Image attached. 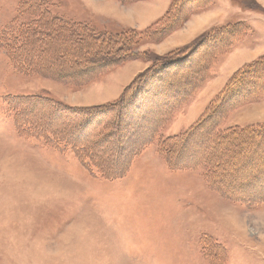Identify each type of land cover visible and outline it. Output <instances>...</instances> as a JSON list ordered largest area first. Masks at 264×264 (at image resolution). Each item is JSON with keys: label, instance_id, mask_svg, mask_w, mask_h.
Returning a JSON list of instances; mask_svg holds the SVG:
<instances>
[{"label": "rangeland", "instance_id": "rangeland-1", "mask_svg": "<svg viewBox=\"0 0 264 264\" xmlns=\"http://www.w3.org/2000/svg\"><path fill=\"white\" fill-rule=\"evenodd\" d=\"M40 1L0 0V264H264V129L212 137L264 122V64L256 70L261 74L233 77L264 57V0H180L172 23L154 35L150 26L174 0L165 11L164 0L160 6L154 0H46L44 14L85 25L82 30L111 44L108 57L90 51L88 61L124 59L111 61L102 75V68L48 60L52 54L44 58L38 44L8 56L18 28L37 34ZM237 22L247 32L230 54L212 60L230 41L223 33L188 68L169 71L215 35L211 28ZM208 59L212 67L204 76ZM29 67L36 73L26 75ZM90 72L96 73L83 81ZM231 77L234 84L226 89ZM158 91L170 103L160 112L164 100L152 95ZM17 106L24 110L20 118L44 129L59 125L68 139L88 121L94 135L104 137L94 136L86 154L107 174L129 164L127 174L106 179L95 167L85 170L69 150L23 136L14 122ZM199 119L182 145L170 149L172 162L182 151L176 165L196 167L168 170L157 141L186 132ZM152 132L155 137L143 143Z\"/></svg>", "mask_w": 264, "mask_h": 264}, {"label": "trees", "instance_id": "trees-1", "mask_svg": "<svg viewBox=\"0 0 264 264\" xmlns=\"http://www.w3.org/2000/svg\"><path fill=\"white\" fill-rule=\"evenodd\" d=\"M179 1L180 0H174L173 3L170 5L169 9L158 19V21L156 22V25L154 24L155 27L150 26L149 30H151V32H150L151 34L154 35V33L161 32L162 30L165 31V29L168 27V25L170 23H172V21H173L172 16H174L176 14V9H177L176 6H177V3ZM34 2H38V0H34ZM34 2H32V3H34ZM127 2L128 1L126 0L124 3H127ZM45 3H46V0H44V4ZM44 4L40 1L38 13L41 12L42 14L40 13L39 15H36V17H35V19L37 20V29H39L40 31L38 30L37 34L35 35V33L31 32L29 30L23 31V29L25 27L18 28L16 33L13 35V37L10 38L11 41L9 40L11 42V44L9 43V48L12 47V49H11L12 51L10 50L8 52L9 57L11 56V58H12V52L14 51L13 49L21 47L20 48L21 51L22 50L24 51L26 45H31L32 47H35V46H37L36 44H38L37 50H40L43 53L44 58L47 54L51 53L52 55L50 57H46V59L50 60V58H52V59H54L53 60L54 62L59 61V62H61L62 65H64L67 68L73 67L74 65L75 66H82L83 65L82 67H85V70H86V68L87 69L90 68V70H93L96 72L102 68L101 73H99L100 75H102L103 73L106 72V70L109 69L108 67L110 66V64H112V63L114 64L115 62H118L120 64L121 61H124V59L121 57L120 58L118 57V59H116V60L112 59L110 61H107L105 59L99 60V59H96V57H94V61L93 60L88 61L89 57L91 56L90 51L93 52L94 54H100L101 57H104V56L108 57L107 56L108 55L107 54L108 48L112 47L111 44H107L108 40L102 36H100L98 38L91 36V32L89 30L88 31L82 30V28L85 27V25L81 26V24L72 23V22H66L65 23L64 20H62V19H58L57 17H50L47 13L44 14L45 12H47L46 9L44 8L45 7ZM23 6H20L19 17H21L24 14L23 13ZM48 12H49V10H48ZM47 23H49V24H47ZM65 30L68 31L69 36L67 35V33H65ZM246 32H247L246 27L242 23H239V22H237L233 25L228 24L224 27L211 28V30L209 31V34L211 33V34H215V35L212 38L204 39V41L202 42V45H199L200 47H196L193 50V51H196V50L197 51L194 52L189 57V59H188V57L185 59L182 58L181 61L180 60L175 61V63H172V65L168 66V68L170 69L169 71L176 70V73H178L180 71V69H183L182 66H179L181 64L183 66H186V68H188L189 67L188 63H190V62L192 63V60H190V59H193V57H195L194 55H196V54L200 55L201 53H203L208 48L207 47V46H209L208 44L217 42L219 40V38L222 39L221 36L224 35L223 33H230L231 34V36L228 38L230 41L227 44V46H225V48H221V47L218 48L219 50L212 55L213 57L212 56L211 57H212V60H217L219 57H223L225 55L230 54V52L232 51V48H234V45L236 46L237 42L239 43L240 38L245 36ZM30 33H32V34L30 35ZM74 33H76V35H77V37L75 39L71 38ZM220 33H222V34H220ZM66 37H68V39H66ZM21 40L25 41V43L22 44L20 42ZM64 40H67L69 43L65 44ZM58 47L59 48H66L67 47V49L58 50ZM189 47H191V46H189ZM182 49H180V51H182ZM28 51H29V49H28V47H26V53ZM44 60L45 59H43V61ZM75 61H76V63H75ZM111 61H115V62H111ZM80 62H82V63L80 64ZM210 62H211L210 59L206 60V62H205V64H208V67L207 68L204 67V69H202V70H204V76L210 75V69L212 67V63H210ZM205 64H203V65H205ZM263 64H264V57L260 56L258 59L254 60L251 64L247 65V67L245 66L242 69L236 71L235 74L233 75V77L239 78L242 75L244 76L247 73L250 76H255V75L261 74V71H256V70L260 69L263 66ZM203 65L201 67H203ZM192 66H193V64L191 65V67ZM19 67H21V65ZM161 68L162 67H158L155 72H160ZM104 69H105V71H104ZM24 72L26 73V75H31V74H35L36 70L34 69V67L33 68L29 67ZM73 72H75V71H73ZM96 72H90L92 74H89V76L83 81H87L89 79V77L92 76L93 73H96ZM145 75L143 77H145ZM233 77H231V79L227 83L226 89H228L229 86L234 84L233 83ZM161 80H162V78H161ZM163 81H164V79H163ZM237 81L240 82V81H243V79L242 80L237 79ZM137 82L138 81L135 82V80H134V83H137ZM82 84H80L77 87L82 86ZM162 84H164V82ZM74 87H76V86L74 85ZM237 87H240V85ZM262 90H264V89H262ZM153 95L156 96V98H158L159 96H161L159 98H162V95H160L159 91ZM217 98H220V96H218ZM229 99L232 100L231 98H229ZM180 100H181V98H180ZM180 100H177V102ZM214 102H216V101H214ZM163 104H164V106H163ZM175 104H176V102H175ZM168 105H170V103L168 104V102H165V100H164L163 103L160 104V106L163 108L161 110H159L158 112L165 110V107H168ZM12 111L15 114L14 122H15V125H16L19 133L21 132L22 135L26 136L27 138H33V139H38V140L43 139V141L46 143L47 146H49L50 148H53L57 151L63 152V151L69 150L73 154L75 159L80 163V165H82L84 167L85 170L86 169L90 170L91 167H95L96 169H98V172L101 175H103L106 179H109V180H116V179L122 178L123 176H125L127 174L129 164L126 166L127 168H125V170H122L116 174H110L109 172H108L109 174H107V171H105L104 169L99 167L98 161L96 159H92L91 157H89L90 155L86 154L87 148H84V146L88 145L92 141V138L94 136L97 137L98 140H100V138L104 137L100 133H98V135L97 134L94 135V132L91 131L93 128V125L88 123V121L82 122L80 125H77V127L72 132L71 137H73V139H68V138L61 135V132L59 130L60 129L59 125L56 126L55 128H45L44 129V128H42V126H39V124L36 121L30 120V118H28L27 116L20 118V114L22 112L24 113L23 108H21L20 106H17V108L14 107V109ZM75 111H77V110H75ZM132 113H133V111H132ZM133 115H135V116L138 115V112L136 111L135 113H133ZM78 116H82V114L81 115L78 114ZM138 117H139V119L140 118L143 119V117H140V115ZM138 117H136V118H138ZM219 119H220V117H218V120ZM200 120L201 119H199L192 127H190L184 133L178 134L174 137L160 139L159 141H157L158 142L157 143V150H156L157 154L162 159V161L164 162L166 167H168V170L171 171L174 168H177L178 170H181V168L182 169L183 168L184 169H194V167H196V164H192L186 168L183 166H180L179 164L176 165L177 164L176 161L178 160V158L180 159V155H181L182 151L179 152V154H178L179 156L175 157L173 162H172L171 156L173 154L171 153L172 151L170 149H171V145L173 146V144H175L177 142H179L181 144V142H183L182 140L185 139L187 137V135H189V131L191 132L195 128V126L200 122ZM166 124L167 123L165 121L162 125H161V122H159L158 125L165 126ZM158 125H156V126L158 127ZM263 129H264V122H262L261 124L255 125L254 127H247V128L233 127L231 129V132H227L224 130H217L216 132H218V134L214 133V135L212 137L215 138L216 140H218V139L219 140H225V139L229 138V136L230 137L231 136L232 137H240L242 135H246V136L253 135L255 133L261 132ZM115 132L116 133L118 132L117 128H116ZM154 133L155 132H152L151 136H148L147 140L145 142L143 141V143H148L149 140L154 135ZM183 134H186V136H183ZM155 135H156V133H155ZM155 135H154V137H155ZM154 137H153V139H154ZM107 138H109L108 135H107ZM93 140L96 141L95 139H93ZM136 140H137V138H136ZM126 143H129V142L126 141ZM120 145H121V143L117 139L116 140V147H117L116 151L118 154L117 161L119 160V157L122 156L121 152H120V150H121ZM121 148L123 149L124 147L121 146ZM181 157H182V155H181ZM180 160H182V159H180ZM175 162H176V164H175ZM262 188H264V187H262ZM261 193H263V192H261ZM261 193H259V194H261ZM239 203L242 205L245 202L239 201ZM243 206L247 207L246 205H243ZM259 206H260V203H257V205L255 203L253 204L254 208H259Z\"/></svg>", "mask_w": 264, "mask_h": 264}, {"label": "bare ground", "instance_id": "bare-ground-1", "mask_svg": "<svg viewBox=\"0 0 264 264\" xmlns=\"http://www.w3.org/2000/svg\"><path fill=\"white\" fill-rule=\"evenodd\" d=\"M111 7H113L115 10H118V7H116V6H113V5H110ZM186 6V5H185ZM187 7V6H186ZM182 8H185V7H182ZM142 12V11H141ZM197 24H195V22L193 23V25H191L189 28H188V30L190 29V31H191V29H193V27H195ZM218 44V43H217ZM201 53V52H200ZM202 54V53H201ZM179 66H182V64L181 65H179ZM172 73L174 72V70H172L171 71ZM170 72V73H171ZM53 73V72H52ZM165 73H167V72H165ZM164 74V73H163ZM162 74V75H163ZM160 76V75H159ZM161 79V78H160ZM197 79V78H196ZM182 80V79H181ZM163 82H165V81H163ZM183 83V82H182ZM189 83V82H188ZM174 84V83H173ZM192 85V84H191ZM166 86V85H165ZM172 87V86H171ZM180 87V86H179ZM150 89V88H149ZM164 89V88H163ZM143 90V89H142ZM156 90V89H155ZM158 90V89H157ZM170 91V90H169ZM154 92V91H153ZM165 93V92H164ZM135 94V93H134ZM149 94V93H148ZM131 95V94H130ZM143 95V94H142ZM153 95V94H152ZM163 95V94H162ZM160 97V96H159ZM178 97V96H177ZM84 98V97H83ZM131 98V97H130ZM156 98V97H155ZM160 99V98H159ZM163 99V98H162ZM132 100H134V99H132ZM137 100V99H136ZM150 100V99H149ZM152 100V99H151ZM140 101V100H139ZM157 101V100H156ZM143 104H144V102H143ZM149 104V103H148ZM166 105V104H165ZM139 106V105H138ZM145 106V105H144ZM153 106V105H152ZM163 106H164V104H163ZM161 107V106H160ZM156 109H158V108H156ZM145 114V113H144ZM81 115V114H80ZM77 118V117H76ZM139 118V117H138ZM111 131V130H110ZM109 136V135H108ZM107 137V136H106ZM111 138V137H110ZM103 157H104V154H103ZM252 157V156H251ZM250 157V158H251ZM252 159V158H251ZM253 160V159H252ZM105 161V160H104ZM253 162V161H252ZM101 164V163H100ZM261 172V171H260ZM255 176V175H254ZM252 177V176H251ZM253 181V180H252ZM257 181V180H256ZM251 182V181H250ZM241 188V187H240ZM260 189V188H259ZM242 190V189H241Z\"/></svg>", "mask_w": 264, "mask_h": 264}, {"label": "crops", "instance_id": "crops-1", "mask_svg": "<svg viewBox=\"0 0 264 264\" xmlns=\"http://www.w3.org/2000/svg\"><path fill=\"white\" fill-rule=\"evenodd\" d=\"M161 1L163 2V0H154V2H155L154 5H159V6H160V5H161ZM259 2H261V1L259 0ZM163 3H165V4H163V6H165V9H164V7L162 6V8H161V10H160V13H161V11H163V9H164V11L167 9V7H168V5H169V4H168V3H169V0H164ZM148 4H149V3H148ZM164 13H165V12H164ZM164 13H163V14H164ZM163 14H162V15H163ZM104 15H105V14H104ZM159 17H160V15L157 17V20H158ZM155 19H156V18H155ZM213 23L215 24V21H213ZM213 23H212V24H213Z\"/></svg>", "mask_w": 264, "mask_h": 264}]
</instances>
